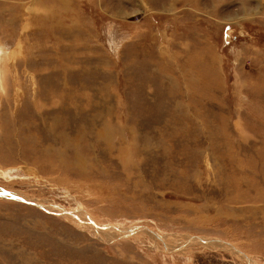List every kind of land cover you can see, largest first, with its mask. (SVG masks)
Here are the masks:
<instances>
[{"label":"rangeland","instance_id":"obj_1","mask_svg":"<svg viewBox=\"0 0 264 264\" xmlns=\"http://www.w3.org/2000/svg\"><path fill=\"white\" fill-rule=\"evenodd\" d=\"M0 48V264H264V0H0Z\"/></svg>","mask_w":264,"mask_h":264},{"label":"bare ground","instance_id":"obj_2","mask_svg":"<svg viewBox=\"0 0 264 264\" xmlns=\"http://www.w3.org/2000/svg\"><path fill=\"white\" fill-rule=\"evenodd\" d=\"M8 53H7V51L6 50H2L1 48H0V96H6V94H7V90L5 89V87L7 86V62H8ZM41 111V110H40ZM0 194H2V195H4V196H10V197H17L14 193H8V192H6V191H4V190H2V189H0ZM38 206V205H37ZM44 208V207H43ZM48 209V208H47ZM46 209V210H47ZM51 210V209H50ZM55 212V211H54ZM57 212H58V214H60V215H64V212L66 213V212H68V210L67 209H65L64 208V210L62 209V207H59L58 209H57ZM95 229V228H94ZM144 230H146V229H144ZM130 231V230H129ZM131 232V231H130ZM151 232V231H150ZM136 233V232H135ZM149 233V232H148ZM123 234V233H122ZM121 234V235H122ZM120 235V234H119ZM154 235H156L157 236V234H154ZM158 239H160V238H158ZM162 239H164L163 237H162ZM199 239H200V237H199ZM196 240V239H195ZM197 241V240H196ZM200 241H202V240H200ZM165 243V242H164ZM167 244V243H166ZM206 244H208V242L206 243ZM222 244H223V242H222ZM182 247H184V245L183 246H178L177 248H182ZM243 259H245V261H248V260H246V258L244 257ZM248 263L250 264H254L253 263V261H251L250 259H249V261H248Z\"/></svg>","mask_w":264,"mask_h":264}]
</instances>
